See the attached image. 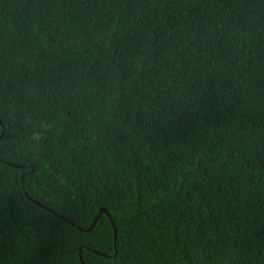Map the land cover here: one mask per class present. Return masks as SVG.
Segmentation results:
<instances>
[{"label": "trees", "instance_id": "1", "mask_svg": "<svg viewBox=\"0 0 264 264\" xmlns=\"http://www.w3.org/2000/svg\"><path fill=\"white\" fill-rule=\"evenodd\" d=\"M1 132L0 264H264V0H0Z\"/></svg>", "mask_w": 264, "mask_h": 264}, {"label": "water", "instance_id": "2", "mask_svg": "<svg viewBox=\"0 0 264 264\" xmlns=\"http://www.w3.org/2000/svg\"><path fill=\"white\" fill-rule=\"evenodd\" d=\"M2 135H3V132H1V134H0V138L2 137ZM17 166H19V165H17ZM101 212H106V209H105L104 207H101V208L99 209V212H98V214L96 215L94 221L91 223V225H90L87 229H90V228L93 227V225H94V224L97 222V220L99 219V217H100V213H101ZM114 231H115V244H116V236H117L116 229H114ZM80 253H81V247H80ZM81 258H82V256H81Z\"/></svg>", "mask_w": 264, "mask_h": 264}]
</instances>
